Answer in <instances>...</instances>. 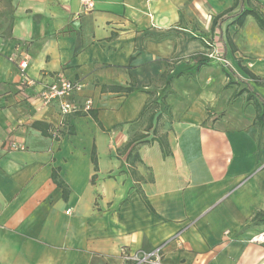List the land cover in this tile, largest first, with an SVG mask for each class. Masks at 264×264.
Segmentation results:
<instances>
[{
  "label": "crops",
  "instance_id": "0c3cea01",
  "mask_svg": "<svg viewBox=\"0 0 264 264\" xmlns=\"http://www.w3.org/2000/svg\"><path fill=\"white\" fill-rule=\"evenodd\" d=\"M232 4L93 0L84 11L80 0H0V264H129L122 248L175 236L163 264H264L253 241L264 223L252 220L264 210L263 106L221 64L196 63L214 41L264 79L251 16L237 28L235 8L211 31ZM20 51L35 81L22 94ZM58 78L81 82L73 99L91 100L96 120L42 105L41 85ZM147 91L164 94L150 130L138 117Z\"/></svg>",
  "mask_w": 264,
  "mask_h": 264
},
{
  "label": "built area",
  "instance_id": "2783aa9c",
  "mask_svg": "<svg viewBox=\"0 0 264 264\" xmlns=\"http://www.w3.org/2000/svg\"><path fill=\"white\" fill-rule=\"evenodd\" d=\"M84 11H90L93 8V0H80ZM205 55L212 61L219 63L225 67L233 69L231 62L222 55V51L214 41L207 44ZM17 73L20 79L18 84V93L22 94L26 86H32L35 81L27 76V68L29 64V55L25 51H20L19 56L14 60ZM81 82L68 78H58L50 83L41 85L38 92L39 99L42 105H49L53 101H57L61 116L73 115L79 112H88L91 108V100H86L82 105H79L73 96L79 92ZM18 149H24L22 145L14 144ZM176 236L165 241L161 245L151 250L127 249L120 250V258L129 264H163V252L167 244L175 240ZM253 241L264 242V232H261L253 237ZM179 244V243H178Z\"/></svg>",
  "mask_w": 264,
  "mask_h": 264
},
{
  "label": "trees",
  "instance_id": "16d2710c",
  "mask_svg": "<svg viewBox=\"0 0 264 264\" xmlns=\"http://www.w3.org/2000/svg\"><path fill=\"white\" fill-rule=\"evenodd\" d=\"M252 1L253 0H233V4L230 8L212 17L211 31H214L215 28H219L222 22L230 18L231 15H229V13L233 11L235 8H238L236 18L233 21L236 24L237 28L243 24L247 16H251L256 22L259 29H261L264 32V14L253 4ZM224 48L225 46L223 45V49ZM231 49L234 51V47H231ZM222 55L226 57L224 52H222ZM197 58H198L197 55L194 56V59ZM210 61L211 59L205 55L202 57V59H200L196 63L198 65H201V64L209 63ZM222 67L224 73L229 78V81L235 79L236 81H240L243 84H245L246 90L249 94V98H253L259 105L263 106V109H259L257 112V117L259 120H261L264 116V99L259 94L254 92L252 87L248 85L247 80H252L254 84L264 87V79L255 76L246 66L241 64L237 65L239 73L230 67H225L223 65ZM163 78L164 75H161L160 80H162ZM119 89H121L125 93H129L134 89V87L129 86ZM147 94L149 97L147 98L144 106L142 107L138 117L140 118L144 114H148V123L146 129L150 130V128H152L154 118H156L159 115V114L157 115V112L159 111L160 108L164 106V94L162 91L159 94H156L155 91H147ZM88 113L93 117L94 120H96V115L94 112L88 111ZM76 114H80V113H76ZM92 154L94 161V151L92 152ZM52 177L53 179H55V182L62 188V195L63 197L66 198L68 194V190L65 184L56 177L54 171L52 172ZM252 220L256 222L264 223V210H260L257 213H255Z\"/></svg>",
  "mask_w": 264,
  "mask_h": 264
},
{
  "label": "rangeland",
  "instance_id": "374dc122",
  "mask_svg": "<svg viewBox=\"0 0 264 264\" xmlns=\"http://www.w3.org/2000/svg\"><path fill=\"white\" fill-rule=\"evenodd\" d=\"M254 2V1H252ZM228 60L231 62V64L235 67V69L239 72L238 68H237V65L238 64H241L244 63V60L242 58H239V59H236L237 61L233 62L230 58H228ZM120 154V153H119Z\"/></svg>",
  "mask_w": 264,
  "mask_h": 264
}]
</instances>
